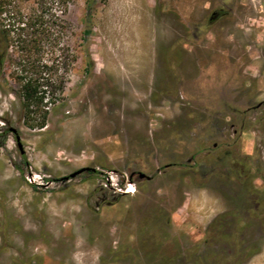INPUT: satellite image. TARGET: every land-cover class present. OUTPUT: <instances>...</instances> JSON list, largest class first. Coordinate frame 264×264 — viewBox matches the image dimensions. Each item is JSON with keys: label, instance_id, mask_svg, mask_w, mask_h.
<instances>
[{"label": "rangeland", "instance_id": "obj_1", "mask_svg": "<svg viewBox=\"0 0 264 264\" xmlns=\"http://www.w3.org/2000/svg\"><path fill=\"white\" fill-rule=\"evenodd\" d=\"M62 18L75 61L44 128L0 77V264H264V0H75ZM241 208L231 243L204 246Z\"/></svg>", "mask_w": 264, "mask_h": 264}, {"label": "trees", "instance_id": "obj_2", "mask_svg": "<svg viewBox=\"0 0 264 264\" xmlns=\"http://www.w3.org/2000/svg\"><path fill=\"white\" fill-rule=\"evenodd\" d=\"M74 1L33 0L35 6L24 10L23 0H0V77L8 65L13 67L12 78L17 85L14 95L19 100L24 125L30 129L44 128L51 106L63 93L65 73L75 61L63 43L66 23L62 18ZM86 63L92 67L91 61ZM242 211L224 212L214 218L207 227L204 246L231 243L232 235L225 231L224 223L231 221L237 228L239 219L235 217ZM234 251L230 259L242 257L240 263L258 252L256 249L243 256L242 250ZM216 256L215 264H226L227 255Z\"/></svg>", "mask_w": 264, "mask_h": 264}, {"label": "flooded vegetation", "instance_id": "obj_3", "mask_svg": "<svg viewBox=\"0 0 264 264\" xmlns=\"http://www.w3.org/2000/svg\"><path fill=\"white\" fill-rule=\"evenodd\" d=\"M229 20H230L229 19V13L225 10V7L223 6V7H219L217 9L210 11V13L207 17V20H206V24L209 27L213 23H220V26L223 27L225 22L229 21ZM131 190H133V187L131 185H128V187L126 189H124L122 191H118V193L120 195H131L132 193H134ZM128 192H130V193L128 194Z\"/></svg>", "mask_w": 264, "mask_h": 264}, {"label": "water", "instance_id": "obj_4", "mask_svg": "<svg viewBox=\"0 0 264 264\" xmlns=\"http://www.w3.org/2000/svg\"><path fill=\"white\" fill-rule=\"evenodd\" d=\"M82 171H83V170H79V171L75 172L74 174H72V176H75V175L81 173ZM140 177H143V175H140Z\"/></svg>", "mask_w": 264, "mask_h": 264}, {"label": "bare ground", "instance_id": "obj_5", "mask_svg": "<svg viewBox=\"0 0 264 264\" xmlns=\"http://www.w3.org/2000/svg\"><path fill=\"white\" fill-rule=\"evenodd\" d=\"M132 192H133V190H131ZM128 193H130V192H128Z\"/></svg>", "mask_w": 264, "mask_h": 264}]
</instances>
